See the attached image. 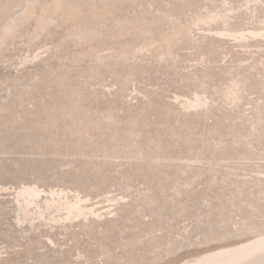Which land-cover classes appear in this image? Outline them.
<instances>
[{"label": "rangeland", "instance_id": "374dc122", "mask_svg": "<svg viewBox=\"0 0 264 264\" xmlns=\"http://www.w3.org/2000/svg\"><path fill=\"white\" fill-rule=\"evenodd\" d=\"M50 1L0 0V264L262 241L264 0H94L83 40Z\"/></svg>", "mask_w": 264, "mask_h": 264}, {"label": "bare ground", "instance_id": "6f19581e", "mask_svg": "<svg viewBox=\"0 0 264 264\" xmlns=\"http://www.w3.org/2000/svg\"><path fill=\"white\" fill-rule=\"evenodd\" d=\"M52 4L55 7L54 9H59L62 12L64 11L68 18L75 21L73 33L79 40L85 39L86 36L88 37L96 35V33L91 32L89 28L87 29V27L82 24L83 17L85 16V11L83 12L84 7L87 8V15L90 16H104L110 13H108V7H99V3H95L94 0H53L51 2V5ZM26 194L29 196L35 195L33 192H27ZM74 208L75 207L71 209L69 208V211L72 213L73 210H75ZM198 264H264V239L252 245L251 247H246L242 250L231 252L228 255H219L199 262Z\"/></svg>", "mask_w": 264, "mask_h": 264}]
</instances>
